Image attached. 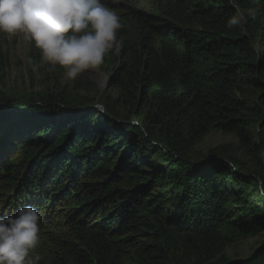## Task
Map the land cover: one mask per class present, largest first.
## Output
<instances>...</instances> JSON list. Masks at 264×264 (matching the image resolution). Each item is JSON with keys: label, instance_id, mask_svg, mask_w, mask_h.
<instances>
[{"label": "trees", "instance_id": "1", "mask_svg": "<svg viewBox=\"0 0 264 264\" xmlns=\"http://www.w3.org/2000/svg\"><path fill=\"white\" fill-rule=\"evenodd\" d=\"M101 70L104 111L74 104L66 73L24 71L42 103L6 94L11 50L0 33V209L41 214L39 264H264L227 252L264 235V0H129ZM253 9L245 30L226 21ZM88 79L75 90L88 91ZM232 136L251 163L197 147ZM14 208V212L11 211Z\"/></svg>", "mask_w": 264, "mask_h": 264}, {"label": "clouds", "instance_id": "2", "mask_svg": "<svg viewBox=\"0 0 264 264\" xmlns=\"http://www.w3.org/2000/svg\"><path fill=\"white\" fill-rule=\"evenodd\" d=\"M108 3L118 5L120 0H0V33H22L34 43L40 64L28 60L33 72L43 65L49 72L59 67L75 80L120 52L118 34L125 24ZM233 6L236 12L225 27L243 31L256 12ZM257 190L264 196V180L257 181ZM41 219L32 205L18 208L15 215H0V264H39L42 257L30 253L41 241Z\"/></svg>", "mask_w": 264, "mask_h": 264}, {"label": "rangeland", "instance_id": "3", "mask_svg": "<svg viewBox=\"0 0 264 264\" xmlns=\"http://www.w3.org/2000/svg\"><path fill=\"white\" fill-rule=\"evenodd\" d=\"M120 9L123 6L128 8H139L136 3H131L129 0H120ZM4 40L7 42L11 50V68L8 72V79L6 80L5 91L6 94L16 101H27L33 103H42L44 98V92L40 89H32L29 84V80L26 78L24 71L17 68L19 61L24 62L29 49V42L24 38L22 33L16 35L4 34ZM86 78L89 80L90 87L88 91L75 90L76 82H80L81 79ZM108 76L103 73L101 67L96 70H89L75 80L69 79L65 76L63 81L64 89L70 94V100L74 104H82L85 106L95 107L100 111H104V104L108 100L114 98V93L107 87ZM102 106V110L101 107ZM222 149V151H228L235 157L243 159L246 163H251L250 157L244 151L240 149L238 142L228 135L214 132L210 134L198 147L197 152L208 154L214 150ZM264 159V156H262ZM2 209H0V215H2ZM42 224V223H41ZM264 242V235L250 238L237 246L232 247L227 252L229 259L241 260L251 256Z\"/></svg>", "mask_w": 264, "mask_h": 264}, {"label": "bare ground", "instance_id": "4", "mask_svg": "<svg viewBox=\"0 0 264 264\" xmlns=\"http://www.w3.org/2000/svg\"><path fill=\"white\" fill-rule=\"evenodd\" d=\"M13 210H14V208H11V211H12V212H14Z\"/></svg>", "mask_w": 264, "mask_h": 264}]
</instances>
